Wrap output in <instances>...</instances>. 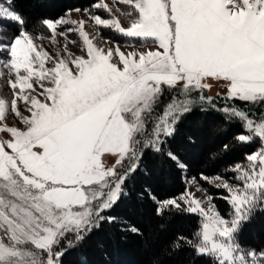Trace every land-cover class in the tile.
Listing matches in <instances>:
<instances>
[{"label": "snow or ice", "instance_id": "snow-or-ice-1", "mask_svg": "<svg viewBox=\"0 0 264 264\" xmlns=\"http://www.w3.org/2000/svg\"><path fill=\"white\" fill-rule=\"evenodd\" d=\"M21 2L0 0V264H66L105 226L142 236L115 210L149 157L181 191L145 184L137 199L156 218H198L169 256L264 264V243L242 239L264 212V0H93L56 17ZM194 109L237 128L221 151L241 158L219 173L190 174L172 147Z\"/></svg>", "mask_w": 264, "mask_h": 264}, {"label": "trees", "instance_id": "trees-1", "mask_svg": "<svg viewBox=\"0 0 264 264\" xmlns=\"http://www.w3.org/2000/svg\"><path fill=\"white\" fill-rule=\"evenodd\" d=\"M92 2L93 0H22L20 7L32 17H56L66 9H83ZM110 34L112 40L123 42V38L111 32ZM225 127L218 114L203 113L199 109H194L183 119L171 143L190 164V174L204 172L213 175L241 158L239 150L230 153L221 151L222 145L229 143L237 132L235 126L228 127L227 131L224 130ZM213 154L215 159L212 158ZM145 165L150 175L139 176L131 198L115 210L116 215L138 225L144 234L138 236L121 233L105 226L94 233L83 247L70 253L66 257V264H202L201 260L193 259L187 251L172 256L167 254L169 242L174 235L177 232L189 235L195 229L198 218L169 215L163 218L154 217L147 203L137 199L136 191L147 184L160 196H167L178 194L182 186L170 164H162L159 160L149 157L145 160ZM209 192L218 195L216 190L210 187ZM214 202L223 212L225 203L219 199ZM242 239L251 244L264 243V212H257L245 225Z\"/></svg>", "mask_w": 264, "mask_h": 264}, {"label": "rangeland", "instance_id": "rangeland-1", "mask_svg": "<svg viewBox=\"0 0 264 264\" xmlns=\"http://www.w3.org/2000/svg\"><path fill=\"white\" fill-rule=\"evenodd\" d=\"M74 18H75V14H74ZM93 34H95V33H93ZM102 35L104 36V37H108L109 39H111V37H110V31H108V30H102ZM112 40V39H111ZM122 43V42H121ZM72 51L74 52V53H76V54H79V50L77 49V48H72ZM222 92L223 91V89L222 88H220V87H218V86H213L212 87V89L211 90H207L206 91V95H210V96H212V95H215L217 92ZM197 195H200L199 193H197Z\"/></svg>", "mask_w": 264, "mask_h": 264}]
</instances>
